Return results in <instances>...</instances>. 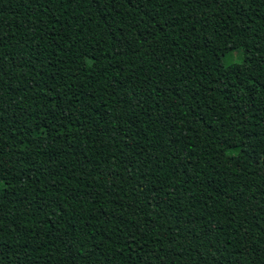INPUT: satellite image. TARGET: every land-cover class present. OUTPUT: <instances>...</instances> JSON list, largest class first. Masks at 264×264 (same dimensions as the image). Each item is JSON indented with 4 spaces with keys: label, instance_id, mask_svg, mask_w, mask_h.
I'll list each match as a JSON object with an SVG mask.
<instances>
[{
    "label": "trees",
    "instance_id": "obj_1",
    "mask_svg": "<svg viewBox=\"0 0 264 264\" xmlns=\"http://www.w3.org/2000/svg\"><path fill=\"white\" fill-rule=\"evenodd\" d=\"M0 264H264V0H0Z\"/></svg>",
    "mask_w": 264,
    "mask_h": 264
},
{
    "label": "rangeland",
    "instance_id": "obj_2",
    "mask_svg": "<svg viewBox=\"0 0 264 264\" xmlns=\"http://www.w3.org/2000/svg\"><path fill=\"white\" fill-rule=\"evenodd\" d=\"M240 57H241V55L239 54H237V56L235 55V57L231 60V61H239L240 60Z\"/></svg>",
    "mask_w": 264,
    "mask_h": 264
}]
</instances>
